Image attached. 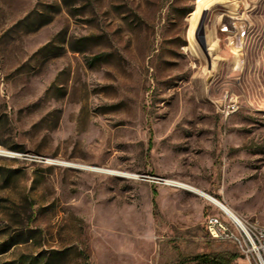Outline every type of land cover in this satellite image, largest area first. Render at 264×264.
<instances>
[{"label":"rangeland","instance_id":"1","mask_svg":"<svg viewBox=\"0 0 264 264\" xmlns=\"http://www.w3.org/2000/svg\"><path fill=\"white\" fill-rule=\"evenodd\" d=\"M213 1L0 0V264H248L169 183L264 225V0Z\"/></svg>","mask_w":264,"mask_h":264},{"label":"built area","instance_id":"2","mask_svg":"<svg viewBox=\"0 0 264 264\" xmlns=\"http://www.w3.org/2000/svg\"><path fill=\"white\" fill-rule=\"evenodd\" d=\"M239 106L229 98L221 109L225 119L239 112ZM0 155H4L0 152ZM221 210V209H220ZM224 217L211 215L205 220L209 236L220 242H228L237 247L248 264H264V225L242 216L228 214L221 210Z\"/></svg>","mask_w":264,"mask_h":264},{"label":"bare ground","instance_id":"3","mask_svg":"<svg viewBox=\"0 0 264 264\" xmlns=\"http://www.w3.org/2000/svg\"><path fill=\"white\" fill-rule=\"evenodd\" d=\"M216 1H218V0H216ZM211 3L212 2H210V0H197L196 10L194 13L191 14V18L193 20V23L195 25V30H196V34H195L196 35V43L199 41L201 20L203 19L205 12H206V10H208V7L210 6ZM212 4H214V3H212ZM0 152L4 155H8V156H18L16 153H11V152H7V151H3V150H0ZM82 167L89 169V170H92V171L112 172V171H108V170L97 168V167H91V166H82ZM169 183L175 187L186 190L190 193H193L195 195H198V196L206 199L207 201L211 202L212 204L217 206L219 209L227 212L228 214H231V215L236 214L234 211H232L228 206L223 204L221 201H219L218 199L214 198L213 196L209 195L208 193L204 192L203 190H201L197 187H194V186L182 183V182H176V181H170Z\"/></svg>","mask_w":264,"mask_h":264},{"label":"trees","instance_id":"4","mask_svg":"<svg viewBox=\"0 0 264 264\" xmlns=\"http://www.w3.org/2000/svg\"><path fill=\"white\" fill-rule=\"evenodd\" d=\"M202 262H203V264H230V262L228 260H225V259L220 258V257H215V258H211V259L203 258Z\"/></svg>","mask_w":264,"mask_h":264},{"label":"water","instance_id":"5","mask_svg":"<svg viewBox=\"0 0 264 264\" xmlns=\"http://www.w3.org/2000/svg\"><path fill=\"white\" fill-rule=\"evenodd\" d=\"M10 157H13V158H14V157H16V156H10Z\"/></svg>","mask_w":264,"mask_h":264},{"label":"crops","instance_id":"6","mask_svg":"<svg viewBox=\"0 0 264 264\" xmlns=\"http://www.w3.org/2000/svg\"><path fill=\"white\" fill-rule=\"evenodd\" d=\"M195 34H196V30H195ZM195 37H196V35H195Z\"/></svg>","mask_w":264,"mask_h":264}]
</instances>
